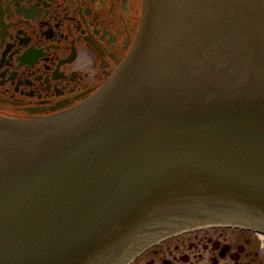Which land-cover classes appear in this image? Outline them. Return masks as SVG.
Returning a JSON list of instances; mask_svg holds the SVG:
<instances>
[{"label": "water", "instance_id": "obj_1", "mask_svg": "<svg viewBox=\"0 0 264 264\" xmlns=\"http://www.w3.org/2000/svg\"><path fill=\"white\" fill-rule=\"evenodd\" d=\"M221 218L264 227V0H143L89 103L0 117V264H126Z\"/></svg>", "mask_w": 264, "mask_h": 264}, {"label": "flooded vegetation", "instance_id": "obj_2", "mask_svg": "<svg viewBox=\"0 0 264 264\" xmlns=\"http://www.w3.org/2000/svg\"><path fill=\"white\" fill-rule=\"evenodd\" d=\"M143 0H0V117L41 121L89 103L125 61ZM186 235H192L183 237ZM245 227L164 238L130 264H264Z\"/></svg>", "mask_w": 264, "mask_h": 264}, {"label": "rangeland", "instance_id": "obj_3", "mask_svg": "<svg viewBox=\"0 0 264 264\" xmlns=\"http://www.w3.org/2000/svg\"><path fill=\"white\" fill-rule=\"evenodd\" d=\"M188 236H192V235H186V236H183L184 238L185 237H188ZM251 245H250V249L251 250H254L256 253H258L262 258H264V239L263 238H260V237H257L255 236V238L253 240H251ZM136 264H142V262H138Z\"/></svg>", "mask_w": 264, "mask_h": 264}]
</instances>
